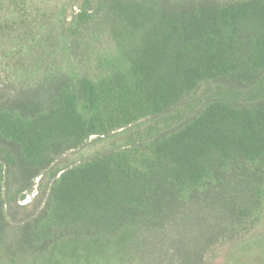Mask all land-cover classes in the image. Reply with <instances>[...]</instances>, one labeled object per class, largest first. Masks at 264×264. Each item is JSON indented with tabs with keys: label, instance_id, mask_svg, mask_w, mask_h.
<instances>
[{
	"label": "trees",
	"instance_id": "obj_1",
	"mask_svg": "<svg viewBox=\"0 0 264 264\" xmlns=\"http://www.w3.org/2000/svg\"><path fill=\"white\" fill-rule=\"evenodd\" d=\"M68 1L35 22L31 0H0L1 39L31 23L0 48V238L17 228L31 264H205L264 214V0ZM204 84L233 95L60 169L10 221L11 174L29 192L90 136L170 118Z\"/></svg>",
	"mask_w": 264,
	"mask_h": 264
},
{
	"label": "rangeland",
	"instance_id": "obj_2",
	"mask_svg": "<svg viewBox=\"0 0 264 264\" xmlns=\"http://www.w3.org/2000/svg\"><path fill=\"white\" fill-rule=\"evenodd\" d=\"M31 5L27 8L30 16H36L35 22H42L52 10L57 8V4L60 0H31ZM29 2V1H28ZM59 5V4H58ZM66 11L67 15L72 12L71 7L75 9L77 3L75 0L68 1ZM71 6V7H70ZM6 9V4H0V13ZM29 10V11H28ZM39 10V11H38ZM31 23H24L19 26L15 31H10L8 28L4 29V38H0V48L8 49L10 45V36L22 35L27 32ZM2 34V33H1ZM237 45L240 49H245L244 40ZM2 53H0V57ZM18 57L6 59V65L12 66L13 62ZM242 61V62H241ZM240 63L244 64V59ZM5 65V64H4ZM10 73V69H6L2 65V59L0 58V80H9L7 75ZM26 71V69L24 70ZM235 79V76H233ZM215 94L233 95L230 94L225 88L218 87L214 84L201 85L192 98L184 104L178 112L173 113L169 118H158L150 120V118H144L135 123V125H129L125 128L117 129L110 132L105 136H90L84 144L74 150H70L62 155L51 168L33 179V185L29 192L18 193V182L16 177L11 174L5 181L4 185V200L6 201L5 209L7 210L8 218L12 223L22 221L37 212L39 209L43 197L46 195L49 189V185L54 175H58L60 169L72 166L79 161L94 155L99 152L109 151L118 147H123L131 142L147 136L149 133L163 130L170 125L175 124L185 115L189 114L192 110L196 109L206 98ZM246 94L239 95L238 98L244 97ZM248 95V94H247ZM22 195L24 197L22 198ZM14 228V227H13ZM13 233H18L16 236ZM3 238H0V264H31L30 260H21L22 256L12 255V252L18 250L20 246V235L18 229L14 228L5 229L2 231ZM37 262V263H36ZM32 264H39L40 259ZM205 264H264V214L261 221L250 231L243 234L240 237L228 240L219 245L213 252L209 253L205 259Z\"/></svg>",
	"mask_w": 264,
	"mask_h": 264
}]
</instances>
